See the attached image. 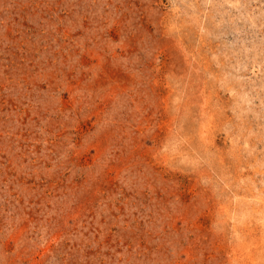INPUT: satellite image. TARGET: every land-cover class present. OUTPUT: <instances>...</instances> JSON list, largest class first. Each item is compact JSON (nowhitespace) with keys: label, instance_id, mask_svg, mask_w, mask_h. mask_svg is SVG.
Instances as JSON below:
<instances>
[{"label":"rangeland","instance_id":"rangeland-1","mask_svg":"<svg viewBox=\"0 0 264 264\" xmlns=\"http://www.w3.org/2000/svg\"><path fill=\"white\" fill-rule=\"evenodd\" d=\"M0 264H264V0H0Z\"/></svg>","mask_w":264,"mask_h":264}]
</instances>
